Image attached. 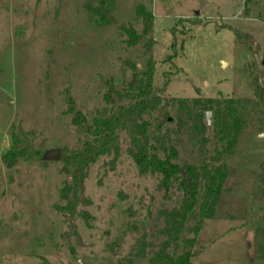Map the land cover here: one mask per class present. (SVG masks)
<instances>
[{
  "label": "rangeland",
  "instance_id": "374dc122",
  "mask_svg": "<svg viewBox=\"0 0 264 264\" xmlns=\"http://www.w3.org/2000/svg\"><path fill=\"white\" fill-rule=\"evenodd\" d=\"M87 3L98 0H0V264H156L158 255L189 250L192 264H264V109L254 104L252 84L264 77V0H112L103 18ZM138 4L153 13L152 28L129 46L124 28H142ZM232 30L251 42H239ZM150 58L155 85L170 74L167 101L150 116L151 143L160 157L173 149L171 161L181 170L193 166L200 177L176 234L173 219L184 200L179 176L164 185L160 173H139L126 137L116 154L88 166V204L74 212L62 209L69 175L61 160L42 157L50 148L80 146L83 133L70 123L67 97L91 122L105 106V81L119 85L130 76L128 61L142 68ZM197 98L211 102L201 116L205 123L211 112L204 144L193 129ZM230 99L245 126L226 153L214 116L216 109L225 115ZM161 110L169 120L157 127ZM13 135L27 149L8 166ZM219 165L226 168L220 197L205 218L204 175Z\"/></svg>",
  "mask_w": 264,
  "mask_h": 264
},
{
  "label": "trees",
  "instance_id": "16d2710c",
  "mask_svg": "<svg viewBox=\"0 0 264 264\" xmlns=\"http://www.w3.org/2000/svg\"><path fill=\"white\" fill-rule=\"evenodd\" d=\"M112 0H98V4L92 7L87 3L91 11H96L101 18L111 10ZM137 14L141 17L142 28L140 33L131 26L124 28L128 35L129 46H135L140 42V38L147 35L153 23V13L146 9L143 4L137 5ZM206 22V21H205ZM205 24V23H204ZM229 28V27H228ZM239 42L250 43V38L244 33L232 30ZM131 73L128 79L116 85L112 78L105 81V92L103 100L105 106L102 111H97L88 122L85 115L78 110L71 97L66 99V113L70 115V123L79 129L83 135L80 146L66 150H61L60 160L62 162V171L69 175V179L64 180L60 190L61 199L66 204L62 206L64 211L74 212L77 205H87L88 199L84 195L83 183L87 173L88 166L99 156L113 152L116 154L120 147V138L126 137L128 140L126 152L132 158L137 166L138 172L160 173L164 185H168L171 177L178 175L180 185L183 189V203L181 209L177 210L174 216L173 229L174 234L180 229L183 219L192 206L200 177L196 169L191 165H185L182 170L171 161L175 151L169 148L168 157H160L151 143L150 129L152 127L151 114L164 101H167L164 95L165 87L169 81L170 74H163V83L157 86L153 83V72L155 61L148 59L144 67L139 68L135 63L128 61ZM254 89V104L264 109V86L255 83L252 78ZM171 99V98H170ZM233 99L225 104V115H220L215 110L214 120L223 124V135L221 139H227V145L224 152H228L236 142L240 131L244 128V117L241 112L232 105ZM210 100L197 98L193 105L198 108L194 130L202 137V143L207 141L204 131L206 124L202 121V113L209 106ZM166 110H161L158 117L155 118L156 126H163L169 119ZM159 130V128H157ZM13 143L4 155L6 165L11 166L18 158L26 152L25 146H19L20 140L16 135L12 136ZM218 159L212 157V161ZM224 166L212 167L204 175V194L199 212L202 217L209 218L213 215V209L218 201L222 189V183L226 174ZM83 217L88 214L83 211ZM199 224V223H198ZM197 224V225H198ZM173 230V231H174ZM197 230V228L195 229ZM261 244L259 246L262 258H264V227L260 229ZM171 232H169L170 234ZM193 241H190L192 245ZM195 251H185L177 257L156 256L153 262L156 264H192L191 258Z\"/></svg>",
  "mask_w": 264,
  "mask_h": 264
},
{
  "label": "water",
  "instance_id": "95a60500",
  "mask_svg": "<svg viewBox=\"0 0 264 264\" xmlns=\"http://www.w3.org/2000/svg\"><path fill=\"white\" fill-rule=\"evenodd\" d=\"M168 36H170V33L166 32L165 37L167 38ZM260 64L264 65V54H262ZM187 79L190 80L189 77H187ZM260 82H261L262 86H264V77H261ZM210 115H211L210 111L205 112V119L204 120H205V123L207 126L210 125ZM42 157L44 160H55V161H57L61 157V150L59 148L47 149L46 151H44ZM248 238H249V240L251 239V233L248 234ZM251 246H252V243H251Z\"/></svg>",
  "mask_w": 264,
  "mask_h": 264
}]
</instances>
